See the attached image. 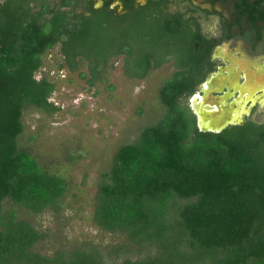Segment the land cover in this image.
<instances>
[{
    "label": "trees",
    "instance_id": "trees-1",
    "mask_svg": "<svg viewBox=\"0 0 264 264\" xmlns=\"http://www.w3.org/2000/svg\"><path fill=\"white\" fill-rule=\"evenodd\" d=\"M37 1L0 0V264H264V123L200 130L186 100L203 74L180 54L177 33L168 45L149 20L131 34L100 18L70 26L60 10L67 0L57 9ZM57 44L59 67L86 64L80 76L90 85L121 53L130 78L175 58L178 69L158 91L162 115L117 147L95 196L94 222L124 233L142 252L136 258H111L125 245L89 242L42 253L35 244L49 234L17 213L18 206L59 212L66 192L64 178L18 141L26 106L59 110L49 100L55 82L36 77Z\"/></svg>",
    "mask_w": 264,
    "mask_h": 264
},
{
    "label": "rangeland",
    "instance_id": "rangeland-1",
    "mask_svg": "<svg viewBox=\"0 0 264 264\" xmlns=\"http://www.w3.org/2000/svg\"><path fill=\"white\" fill-rule=\"evenodd\" d=\"M60 62L59 45H55L43 55V64L36 72V77L45 75L55 82L56 90L49 100L59 110L48 113L26 106L18 141L47 171L64 178L62 207L59 212L48 208L33 212L18 206L17 213L49 234L35 244L42 253L89 242L104 248L125 245L117 255L111 253V258H136L142 252L128 243L124 233L94 222L95 196L117 147L135 140L145 125L162 115L158 91L170 76V68L164 64L144 78H130L124 73L121 58L115 57L101 78L90 85L88 77L80 76V72L88 75L86 64L70 71L59 67ZM208 123L204 121V125Z\"/></svg>",
    "mask_w": 264,
    "mask_h": 264
},
{
    "label": "flooded vegetation",
    "instance_id": "flooded-vegetation-1",
    "mask_svg": "<svg viewBox=\"0 0 264 264\" xmlns=\"http://www.w3.org/2000/svg\"><path fill=\"white\" fill-rule=\"evenodd\" d=\"M67 1L68 6L60 10L70 26L81 27L100 18L103 26L112 22L131 34L139 20H149L166 31L168 45L177 33L181 37L180 54L186 60H197L198 74H203L186 100L198 127L199 119L225 127L264 123V0ZM37 2L41 8L60 6V0ZM115 57L121 58L125 73L127 55ZM164 64L170 68V76L178 69L172 54ZM213 80L218 87H209ZM199 113L206 118H200Z\"/></svg>",
    "mask_w": 264,
    "mask_h": 264
},
{
    "label": "water",
    "instance_id": "water-1",
    "mask_svg": "<svg viewBox=\"0 0 264 264\" xmlns=\"http://www.w3.org/2000/svg\"><path fill=\"white\" fill-rule=\"evenodd\" d=\"M200 118H204V115L202 113H199ZM204 121L202 119H199V128L203 131H220L225 127L224 124H220L219 122H211L208 123L209 126L204 125Z\"/></svg>",
    "mask_w": 264,
    "mask_h": 264
},
{
    "label": "bare ground",
    "instance_id": "bare-ground-1",
    "mask_svg": "<svg viewBox=\"0 0 264 264\" xmlns=\"http://www.w3.org/2000/svg\"><path fill=\"white\" fill-rule=\"evenodd\" d=\"M216 81H217V80H213L212 84H210L209 87H218ZM215 90H216V89H215ZM199 104H200V103H199ZM223 109H224V108H223ZM233 121H234V120H233ZM220 124H222V123H220Z\"/></svg>",
    "mask_w": 264,
    "mask_h": 264
}]
</instances>
